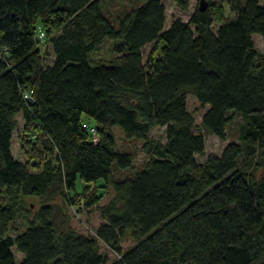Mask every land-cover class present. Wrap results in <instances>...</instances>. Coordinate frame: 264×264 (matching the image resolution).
<instances>
[{
    "label": "trees",
    "instance_id": "16d2710c",
    "mask_svg": "<svg viewBox=\"0 0 264 264\" xmlns=\"http://www.w3.org/2000/svg\"><path fill=\"white\" fill-rule=\"evenodd\" d=\"M105 1L0 0V264H264V54L253 42L264 38V4L226 0V18L221 2L200 10L195 0L187 20L164 27L161 0L109 14ZM105 40L118 42L94 61ZM189 94L207 106L197 128ZM19 114L23 161L10 150ZM233 114L237 140L198 161L203 131L225 139ZM113 126L143 142L139 169L117 149ZM155 126L165 141L147 138ZM31 196L60 197L100 221L84 232L57 227L52 205L31 209ZM19 216L23 229L11 235ZM126 235L134 243L123 248Z\"/></svg>",
    "mask_w": 264,
    "mask_h": 264
},
{
    "label": "rangeland",
    "instance_id": "374dc122",
    "mask_svg": "<svg viewBox=\"0 0 264 264\" xmlns=\"http://www.w3.org/2000/svg\"><path fill=\"white\" fill-rule=\"evenodd\" d=\"M143 0H106L104 4V10L105 13L108 11H124L128 10L130 7H133L139 3H141ZM212 2H221L224 7V16L226 18H229L231 16L229 6L226 4V0H211ZM161 2L164 5L165 8V25L164 27H167L170 21L175 18L179 17L182 20H187L189 17V14L192 12V10L195 7V0H189V5L186 11H182L179 9L173 2V0H161ZM261 4H264V0H259ZM109 14V12L107 13ZM110 41V40H109ZM105 40L101 47L98 49L97 52L91 54V58L94 61H97L99 59H108L111 55V52L109 50L110 48V42L115 43L116 41H110ZM42 43L39 45L41 52L46 51V55H44L43 58V65L51 64L53 62V54L51 51V45L47 40L41 41ZM253 42L255 48L260 52L264 54V38H262L259 34H253ZM152 46V43L147 44L142 48L143 51V57L146 56L148 51L150 50ZM207 108V106H201L199 102L192 96L187 95V109L189 112L193 114V117L195 119L196 128L200 124V118L204 110ZM230 114V113H229ZM233 120L229 122V124L226 127V138L221 139L217 137L214 134L204 132V138H205V147L203 154H196L195 157L198 161H203L206 157V155L214 153L219 155L222 148L230 141H236L237 140V131H238V125H239V115L233 114ZM17 126L15 127L12 137H11V143H10V150L11 154L15 159L24 160V154L19 146V140L21 135V129L23 125V119L21 115L19 114L17 117ZM82 123L89 124L90 126H94L95 122L93 119L86 117L85 115L82 116ZM200 130V127H198V131ZM113 132L115 136V142L116 147L118 150L121 151H128L132 153V166L134 169H139L142 165V163L146 160L147 154L144 151L142 144L143 142L141 140H126L123 138L121 134V130L117 126H113ZM147 138L149 140H159V141H165V126H155L153 127L150 132L147 135ZM241 163V161H240ZM257 176L260 174V169H256ZM125 174H129V171L119 172L115 173L116 177H121ZM81 186V183L77 181L76 188H79ZM101 191V189H100ZM102 192V191H101ZM113 192L111 187L107 189L106 192H103V195L100 199V203H106L112 196ZM49 203L53 207L54 211V222L57 227L64 226L65 224H69L73 228H75L78 232H84L85 229L87 231V228H92L98 224L100 221L98 217V213L93 211L90 214H76L74 212V209L70 208L66 205L65 200L61 199L60 197L55 196L54 198L43 201L39 197L31 196L26 198V204L30 206V208H38L41 204ZM23 221L22 218L19 216L17 217L16 221L13 222L12 228L9 231V234L15 235L17 232L21 231L23 229ZM134 243V240L130 238L129 235H126L121 241V245L123 248L131 245ZM107 248L100 243V250L104 251ZM108 255L112 256L113 253L110 250H106ZM14 256L17 261H19L22 256L20 253L14 251Z\"/></svg>",
    "mask_w": 264,
    "mask_h": 264
},
{
    "label": "built area",
    "instance_id": "2783aa9c",
    "mask_svg": "<svg viewBox=\"0 0 264 264\" xmlns=\"http://www.w3.org/2000/svg\"><path fill=\"white\" fill-rule=\"evenodd\" d=\"M37 37L39 38V40H44V38H45V31L42 28H40V27H38V29H37ZM23 97L29 99V98H31V94L29 92H23ZM87 131L90 134L91 141L93 143L98 142L99 137H98V135L96 133L95 128L87 127Z\"/></svg>",
    "mask_w": 264,
    "mask_h": 264
},
{
    "label": "water",
    "instance_id": "95a60500",
    "mask_svg": "<svg viewBox=\"0 0 264 264\" xmlns=\"http://www.w3.org/2000/svg\"><path fill=\"white\" fill-rule=\"evenodd\" d=\"M206 8V2L205 0H200L199 1V9L204 10Z\"/></svg>",
    "mask_w": 264,
    "mask_h": 264
}]
</instances>
